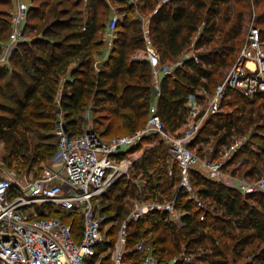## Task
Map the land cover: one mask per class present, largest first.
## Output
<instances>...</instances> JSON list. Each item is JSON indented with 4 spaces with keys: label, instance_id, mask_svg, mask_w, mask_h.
<instances>
[{
    "label": "trees",
    "instance_id": "trees-1",
    "mask_svg": "<svg viewBox=\"0 0 264 264\" xmlns=\"http://www.w3.org/2000/svg\"><path fill=\"white\" fill-rule=\"evenodd\" d=\"M110 1L31 0L24 35L37 31L39 34L20 42L8 62L0 67V143L8 151V160L21 159L29 168L34 163L54 160L58 143L32 146L27 134L52 133L59 123V110L66 112L64 124L70 136L83 135L90 121L92 131L112 139L144 127L151 106L157 103L166 131L180 137L188 125L189 98L195 95L201 101L199 90L214 92L219 70L229 67L237 57L247 15L259 7L258 27L264 40V0ZM111 3L117 4L122 18L117 23L113 46L97 69L96 59L105 54L104 35L113 18ZM14 8L15 0H0V57L13 31ZM141 16L150 27L163 65L174 63L193 49L199 57V61L186 58L172 75L161 77L158 100L150 64L132 60L145 46ZM203 48L207 52H199ZM229 95L225 107H236V111L211 116L192 147L203 144L204 135L213 134L216 159L220 148L231 145L235 135L256 125L263 133L253 137L261 142L260 151L252 152L250 144L243 148L255 159L245 177H255L264 170V93L253 99L234 90ZM156 138L160 137H146L139 146L120 156L131 158L130 172L134 178L142 175L141 182L124 177L102 197L105 205L100 211L110 224L109 246L116 242L120 225L129 215L127 198L144 195L148 199L172 200L179 187V167L173 162L169 168V149L164 141L154 146ZM10 165L11 161L8 167L18 172ZM192 183L198 197L209 200L208 209L198 208L181 191L176 205L186 213L183 226L167 221V214L162 212L131 222L127 245L130 254L125 257V264H141L134 249L153 231L159 232L152 243L153 251L163 264L171 263L182 251L194 255L195 246L208 244L212 253L207 264H229L231 256L235 264L242 260L241 264H264V192L245 196L196 170L192 171ZM51 208L48 207L50 216L70 220ZM41 216H45L43 212ZM73 219L74 235L79 240L82 218ZM246 249L250 251L245 253ZM248 257L250 261H245ZM107 264H111L110 260ZM178 264L189 263L179 260Z\"/></svg>",
    "mask_w": 264,
    "mask_h": 264
},
{
    "label": "built area",
    "instance_id": "built-area-1",
    "mask_svg": "<svg viewBox=\"0 0 264 264\" xmlns=\"http://www.w3.org/2000/svg\"><path fill=\"white\" fill-rule=\"evenodd\" d=\"M30 7V0H15L13 31L0 57V67L8 62L19 43L26 39L24 24ZM141 19L145 46L133 55L132 60L150 64L152 86L158 100L161 77L172 75L186 58L199 61V57L190 51L174 63L163 65L152 42L150 27L144 16ZM118 20L117 15L112 18L106 34L110 47L116 39ZM231 90L250 99L264 93V40L260 28L255 24L250 26L245 43L224 81L212 93L199 90L201 101L195 95L189 98L188 125L182 136L177 137L166 131L155 103L150 108L143 129L112 139H105L91 129H87L83 135L70 136L64 122H59L56 131L58 154L38 177L28 174L21 176L14 169L0 165V264H107L108 260L111 264H125V257L130 254L127 245L131 222H139L153 212H162L167 214V221L183 226L186 213L176 205L181 191L187 194L189 201H195L198 208L208 209L209 200L199 198L193 186V170L212 181L233 187L245 196L264 192V176L252 181L228 171L229 163L243 145L242 141L235 139L231 145L223 146L216 159L203 157L192 147L207 120L224 111ZM152 135L159 136L165 142L172 161L178 165L179 187L172 200L160 201L145 196L136 199L128 217L120 225L116 242L109 246V224L100 211L99 202L120 180L130 178V169L125 165L130 158L120 159V156ZM172 175L173 171H170ZM43 205L66 214L70 220L50 216L48 209L43 211L45 216H41L42 212L37 206ZM75 216L82 218L79 240L74 235ZM149 242L148 237H143L134 249L141 258V264H163ZM193 256L182 251L169 264H178L179 260L190 263Z\"/></svg>",
    "mask_w": 264,
    "mask_h": 264
},
{
    "label": "rangeland",
    "instance_id": "rangeland-1",
    "mask_svg": "<svg viewBox=\"0 0 264 264\" xmlns=\"http://www.w3.org/2000/svg\"><path fill=\"white\" fill-rule=\"evenodd\" d=\"M108 2H111L110 0H107ZM129 1H133L136 3V0H129ZM112 4V8H113V17L115 15H117L119 18H122V15L118 12L117 10V4L115 3H111ZM264 7V3H263V6ZM261 7H259L257 10L256 9H253L252 13H249L247 15V20H246V23H245V28H244V34L242 36V44L238 50V52L240 51V49L242 48V46L244 45L245 43V39H246V35L248 33V30L250 28V26L252 24H255L256 26H259L258 24V15H259V9ZM39 34V32H33L32 34L29 33L28 36L26 37L27 39L30 38H34L35 36H37ZM193 52L194 53H197V51H195L193 49ZM199 52H202V53H205L207 52V48H203L201 49ZM237 52V53H238ZM237 56V55H236ZM100 66V65H99ZM232 64L227 67V68H224V69H220L218 74L216 75V78H217V83H215V85H218L220 83H222L224 81V79L226 78L230 68H231ZM215 85H212L215 86ZM60 95L59 94V97H58V104L60 105ZM232 111H236V107H225L224 109V112H232ZM240 114V113H239ZM64 122L66 123V112L64 110H59V122ZM259 123H262L261 121ZM57 126L58 124L56 125V129L50 133V134H44L42 132H35V133H31V134H27V137H29L30 139V142H31V145L32 146H35V145H42V144H45V143H54V144H57L58 143V138L56 136V131H57ZM94 126L92 125V123L89 121L84 129L87 130V129H91L93 128ZM145 127V126H144ZM144 127H142L141 129H143ZM245 127V126H244ZM84 130V131H85ZM120 134V133H119ZM123 134V133H122ZM263 133L261 131H259L258 129V126L256 125H253V126H250L248 127L245 132H243L242 134H237L233 137V141L235 139H238L240 141L243 142V145H241L239 151L237 152V156L235 155L232 159V161L229 163V165L231 164V166L228 167V171H234L237 175H240V176H246V172L252 167L255 159L253 157V155L249 152H244L243 151V148L250 144V146L252 147V152H258L260 151L259 149V143L261 144V142L256 139L254 140L253 137L254 136H260L262 135ZM205 138V141H203V144L201 142V144L199 143L195 148L194 150L201 156L203 157H206L208 159H213V155H214V152H215V143H216V138L213 134H206L203 136ZM161 139L160 138H156L154 141H153V145L154 146H157L161 143ZM146 147L148 148V146H144V148L146 149ZM201 147V150H199V148ZM224 149L223 147L220 148L219 152ZM144 152V149L143 151H140L139 152V155L142 154ZM8 156V151L6 150L5 148V145L3 143H0V165L1 166H4V167H8L9 166V161H11V164L10 165L11 167H14L15 169H17L19 175L21 176H24L26 174H28V176H34V177H38L40 176L44 169H45V166H48L52 163L51 159L45 161V162H39V163H34L31 168H29L30 166H28V164H26V162H23L21 159H17V160H8L6 157ZM220 155H218L219 157ZM217 157V158H218ZM126 163L125 164L126 166L128 165L130 171H131V168H132V160L131 158L129 160H126ZM169 168H172L173 167V161L172 159L169 158ZM13 169V168H12ZM155 169V168H154ZM154 169H151V172H153ZM264 176V170L260 171V173H258L255 177H246L248 178L249 180H252V181H257L259 179H261L262 177ZM130 178L132 179L133 182H141V179H142V175H139L137 176V178H134L132 173L130 172ZM144 196V195H143ZM129 201V203L127 204V207L129 209V213L130 211L132 210L133 208V205H134V202L137 198H127ZM99 207H103L105 205V202L103 201H100L99 202ZM48 205H43V206H37V209L41 212H43L44 210L48 209ZM53 209V208H51ZM49 210V213H50V209ZM110 216V215H108ZM128 217V216H127ZM120 223V222H119ZM180 226V225H178ZM110 227V224L108 226V228ZM159 232H154L153 233H150L148 234V237L149 238V243L151 246H153V244H155L154 240L156 239L157 235H158ZM153 243V244H152ZM197 247L196 249V253L194 254L193 256V260L189 263V264H207V259L208 257H210L209 255H211V246L208 244V245H205V246H195ZM250 250L246 249L244 252L247 253L249 252ZM250 257L246 258L245 261H250ZM244 261H240L238 262V264H241L243 263ZM229 264H235L233 263V259H232V256L230 257V262ZM237 264V263H236Z\"/></svg>",
    "mask_w": 264,
    "mask_h": 264
},
{
    "label": "crops",
    "instance_id": "crops-1",
    "mask_svg": "<svg viewBox=\"0 0 264 264\" xmlns=\"http://www.w3.org/2000/svg\"><path fill=\"white\" fill-rule=\"evenodd\" d=\"M30 2H31V0H30ZM106 34H107V33H105V35H104V40H105V43H106V45H105V54L102 55V57H98V58L96 59L95 66H96L97 69H99V65H101V64L106 60V58H107V56H108V53H109V51H110L111 48H112V47H110L109 44H108V41H107V38H106ZM156 100H157V99H156ZM229 166H231V164H230ZM249 178H250V177H249Z\"/></svg>",
    "mask_w": 264,
    "mask_h": 264
},
{
    "label": "water",
    "instance_id": "water-1",
    "mask_svg": "<svg viewBox=\"0 0 264 264\" xmlns=\"http://www.w3.org/2000/svg\"><path fill=\"white\" fill-rule=\"evenodd\" d=\"M65 128H66V125H65Z\"/></svg>",
    "mask_w": 264,
    "mask_h": 264
}]
</instances>
